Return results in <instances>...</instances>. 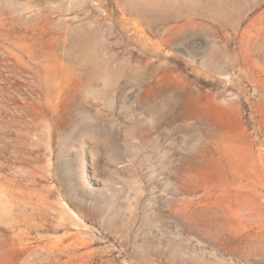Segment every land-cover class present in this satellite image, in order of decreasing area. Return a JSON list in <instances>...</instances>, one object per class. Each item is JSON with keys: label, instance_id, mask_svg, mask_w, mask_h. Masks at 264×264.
I'll return each mask as SVG.
<instances>
[{"label": "rangeland", "instance_id": "1", "mask_svg": "<svg viewBox=\"0 0 264 264\" xmlns=\"http://www.w3.org/2000/svg\"><path fill=\"white\" fill-rule=\"evenodd\" d=\"M0 264H264V0H0Z\"/></svg>", "mask_w": 264, "mask_h": 264}]
</instances>
